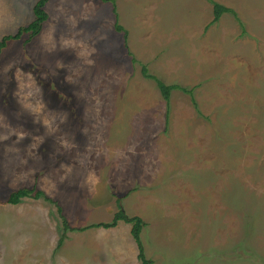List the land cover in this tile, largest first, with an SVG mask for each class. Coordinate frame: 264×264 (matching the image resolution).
<instances>
[{
    "label": "rangeland",
    "instance_id": "1",
    "mask_svg": "<svg viewBox=\"0 0 264 264\" xmlns=\"http://www.w3.org/2000/svg\"><path fill=\"white\" fill-rule=\"evenodd\" d=\"M35 1L0 0V39ZM213 2L233 12L208 26ZM43 8L0 50V264H140L130 223L77 230L117 198L152 264H264V0Z\"/></svg>",
    "mask_w": 264,
    "mask_h": 264
},
{
    "label": "trees",
    "instance_id": "2",
    "mask_svg": "<svg viewBox=\"0 0 264 264\" xmlns=\"http://www.w3.org/2000/svg\"><path fill=\"white\" fill-rule=\"evenodd\" d=\"M103 1H107V0H103ZM45 3L46 0H37L35 2L33 6L34 18L32 19V21L25 26L19 27L14 34L4 35L3 38L0 39V50L5 46L6 40L17 39L23 33H28L30 36H34L40 31L42 27V23L47 19V12L43 8ZM113 11L115 13L114 28L117 32H121L123 33V35H125L126 30L122 25L119 24L116 11L114 9ZM224 12H233V11L228 7L213 2V17L211 21L208 23V26L212 23H215ZM141 71L144 77L152 78L156 81L159 91L167 103L169 101L171 91L176 88H181L182 90L189 92L190 95H192V92L190 90H186L185 88L180 87L176 84H165L163 81L157 79L154 75L149 74L147 72V68L145 65L142 66ZM33 190L34 188H26V187L15 189L8 194L4 202L5 204H17L20 202L22 198L32 196L30 194ZM41 193L42 191L37 190V192L33 194V197L38 198L39 196H41ZM116 203L118 210L114 213L110 221L89 224L87 226L78 228L77 230H84L90 227H100V226L104 228L114 227L119 221L130 223L131 224L130 232L137 246V250H138L137 257L140 260V264H152V260L147 258L144 254L143 246L140 238V232L142 227L144 226L142 219L136 215L128 216L127 214H125V211L122 208L119 198H117ZM57 210L59 211L60 207H58ZM62 221H63L62 223L64 225V229H69L68 223L64 217H62ZM70 229L74 230L75 228L70 227Z\"/></svg>",
    "mask_w": 264,
    "mask_h": 264
},
{
    "label": "crops",
    "instance_id": "3",
    "mask_svg": "<svg viewBox=\"0 0 264 264\" xmlns=\"http://www.w3.org/2000/svg\"><path fill=\"white\" fill-rule=\"evenodd\" d=\"M37 1V0H36ZM35 1V2H36ZM47 1V0H46ZM35 4V3H34ZM45 6V5H44ZM1 10H5V11H0V22L3 21V22H6V20L8 19V17L10 16V11L7 10L6 12V8H2ZM32 21V20H31ZM30 21V22H31ZM19 28V27H18Z\"/></svg>",
    "mask_w": 264,
    "mask_h": 264
}]
</instances>
